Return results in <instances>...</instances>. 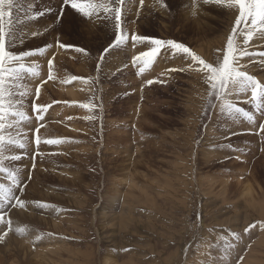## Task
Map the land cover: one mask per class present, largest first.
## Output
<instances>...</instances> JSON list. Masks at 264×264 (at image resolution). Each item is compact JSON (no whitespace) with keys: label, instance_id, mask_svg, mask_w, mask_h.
I'll list each match as a JSON object with an SVG mask.
<instances>
[{"label":"rangeland","instance_id":"374dc122","mask_svg":"<svg viewBox=\"0 0 264 264\" xmlns=\"http://www.w3.org/2000/svg\"><path fill=\"white\" fill-rule=\"evenodd\" d=\"M61 8L62 0H16L11 23L5 19L15 50L32 55L17 78L3 74L0 189L8 200L0 201V264H264V99L233 90L228 100L242 111L232 113L216 106L183 54L162 51L143 73L132 62L150 47L134 45L133 34L183 43L212 62L238 9L204 0H124L128 39L106 54L115 28L102 17L114 14L84 17ZM234 39L244 47L243 33ZM246 48L242 70L264 83V39L254 35ZM37 77L46 82L45 98L36 96ZM57 80L78 82L84 95L54 94ZM33 102L45 107L41 118ZM16 119L24 122L19 128ZM49 139L60 143L49 147ZM114 177L121 193L109 206L104 198ZM240 178H250L252 201L235 192ZM17 197L23 208L13 206ZM44 239L63 249L42 254Z\"/></svg>","mask_w":264,"mask_h":264},{"label":"snow or ice","instance_id":"6c2138e0","mask_svg":"<svg viewBox=\"0 0 264 264\" xmlns=\"http://www.w3.org/2000/svg\"><path fill=\"white\" fill-rule=\"evenodd\" d=\"M16 0H0V121H2L5 115L8 114L4 104V73H9V79H15L19 76L20 71L25 69V64L22 61L30 57L32 53L27 50L16 51L14 47L15 36L10 31H5V19L8 18L9 24L11 23V17L13 15V9L15 7ZM142 2V0H141ZM124 0H114V6L109 7L108 4H96L92 2L78 3L77 0H62L61 13L67 8L75 10L77 14H82L84 17H91L93 13H98L102 10L104 13H113L114 15H105L102 18L111 22L114 19L115 39L113 43L104 49V53H109L110 49L123 44L128 37L122 34V13L121 6ZM204 3L226 4L228 9H238V15H235L234 26L230 29V35L226 38V46L217 50V57L212 62H206L200 58L194 52H192L183 43L174 42L173 40H162L144 35L133 34L131 41L134 45H141L148 42L150 45L147 51L140 52L139 55L132 58L133 65L140 64L139 71L144 72L162 51H171L174 54H183L186 58H190L194 65L195 70L203 74V82L208 86V96L214 98L218 103L217 107H222L232 113H240L242 109L228 100L230 93L233 90L241 92H251V101L256 102L264 99V83L258 81L253 75L248 74L246 70H242L240 66V59L248 55L246 46L253 36H257L260 39H264V0H204ZM164 5H162L163 7ZM50 11V10H49ZM44 15V13H40ZM62 16H58L57 19H61ZM97 19H101L98 15ZM241 25L246 27L241 28ZM243 33L244 47H242L234 37ZM36 33L33 32V36ZM7 36V42H6ZM12 46V47H9ZM61 48L68 47L67 45L60 44ZM40 49H37L39 51ZM77 51H83L82 49H76ZM104 57L102 56L101 59ZM51 66L52 61H48ZM18 65V67H13ZM184 71V69H180ZM28 72H32L33 69H27ZM147 83L151 85L152 80H148ZM40 89L36 88L37 96ZM11 96V93H9ZM19 102V101H18ZM210 106H212L210 104ZM259 106V105H257ZM9 107H11V101H9ZM32 111L37 117L41 116V113L45 111V107L36 104L31 105ZM83 108L89 107L87 104L81 105ZM13 116L24 117L23 112H13ZM247 119L251 120L247 112L244 113ZM4 128V124L0 123V129ZM264 129V125H261ZM3 137L0 136V141ZM36 143L39 144L40 140L36 139ZM45 143L58 144L60 141L49 139ZM21 149L24 147L20 145ZM13 159H19L14 157ZM8 200V190L0 189V201ZM14 207L23 208L25 206L24 201L16 198V204ZM4 217L0 216V221H3ZM11 223V221H9ZM264 227V225H261ZM248 229H245L247 231Z\"/></svg>","mask_w":264,"mask_h":264},{"label":"bare ground","instance_id":"6f19581e","mask_svg":"<svg viewBox=\"0 0 264 264\" xmlns=\"http://www.w3.org/2000/svg\"><path fill=\"white\" fill-rule=\"evenodd\" d=\"M220 42V41H219ZM206 50V49H205ZM208 51V50H207ZM43 64V63H42ZM54 66V65H53ZM52 69V66L49 68V71H50V73H51V70ZM47 71V70H46ZM36 72V71H35ZM48 72V71H47ZM49 73V74H50ZM35 75H36V73H35ZM52 75V74H51ZM44 77V76H43ZM43 77H37V78H35L32 82V84L34 85V87L36 88V86L38 85V87L40 88V87H42V84H46V82L44 81V79H43ZM49 78V76H47V78L46 79H48ZM48 81V80H47ZM57 82H59L58 83V85H57V87H55V86H53L54 87V94H57L58 96L60 95V96H64V97H68V99H72V100H77V99H80V98H82V96L84 95V92H85V90H84V87L81 85V84H79L78 82H72L71 84H67V85H65V83H63V82H60L59 80H57ZM39 83V84H38ZM44 84V85H45ZM31 85V84H30ZM36 85V86H35ZM51 84L50 83H47V86H50ZM31 87H32V85H31ZM44 87V86H43ZM43 87H42V91L40 90V92H42V93H40L39 95L40 96H42L43 95V93H44V91H43ZM28 88H29V86H28ZM86 88V87H85ZM33 90H35L34 88H32ZM32 89L30 90L31 91V93H28V94H32ZM41 89V88H40ZM50 90V89H49ZM27 94V95H28ZM38 95V96H39ZM34 96H35V94H34ZM37 96V95H36ZM35 96V97H36ZM37 96V97H38ZM44 96V95H43ZM47 97V96H46ZM44 98H45V96H44ZM48 98V97H47ZM60 97H58V99H59ZM50 100V99H49ZM39 101V100H38ZM69 102V101H68ZM83 102V101H82ZM31 104V103H30ZM83 105V104H82ZM198 105V104H197ZM196 105V106H197ZM194 107H195V105H194ZM198 107V106H197ZM83 108V107H82ZM199 110V109H198ZM79 111V110H78ZM28 114V113H27ZM39 118V117H38ZM40 118H41V116H40ZM71 119V118H70ZM39 120V119H38ZM6 121V120H5ZM37 122V121H36ZM0 123H1V121H0ZM5 124V123H4ZM24 124V122L23 121H21V120H19V119H16V122H15V125H14V127H17V128H19L20 126H22ZM64 124V123H63ZM8 125V122L6 123V125L5 126H7ZM66 125V124H65ZM65 125H63V126H65ZM71 125V124H70ZM58 126V125H57ZM42 127H44V125L42 126ZM47 127V126H46ZM68 127H69V125H68ZM41 128V127H40ZM58 128V127H57ZM37 129V128H36ZM42 129V128H41ZM1 130V129H0ZM45 130V129H44ZM2 131V130H1ZM0 131V132H1ZM16 131V130H15ZM22 131V130H21ZM33 131V130H32ZM37 131V130H36ZM39 131V130H38ZM62 131V130H61ZM48 132V131H47ZM51 132V131H50ZM49 132V133H50ZM17 133V132H16ZM23 133V132H22ZM21 133V134H22ZM39 133V132H38ZM45 133V132H44ZM48 133V134H49ZM3 134L5 135L6 133H4L3 132ZM26 133H24V135H25ZM43 134V133H42ZM47 134V135H48ZM60 134V133H59ZM8 135V134H7ZM46 135V134H45ZM1 136V135H0ZM6 136V135H5ZM38 136V135H37ZM50 136V135H49ZM21 137H22V135H21ZM35 137H36V135H35ZM43 137V136H42ZM41 137V138H42ZM28 138V137H27ZM41 138H40V140H41ZM48 138V137H47ZM35 139V138H34ZM5 140V139H4ZM21 140V139H20ZM2 142V141H1ZM25 142V141H24ZM51 145V144H50ZM48 146H49V144H48ZM50 147V146H49ZM85 147V146H84ZM82 149V148H81ZM87 150V149H86ZM137 150H138V148H137ZM137 150H136V152H137ZM82 151V150H81ZM115 152V151H114ZM207 153V152H206ZM0 155H1V153H0ZM4 155V154H3ZM6 155V154H5ZM208 155H209V153H208ZM4 157H6V156H4ZM4 157H2L3 158V160L4 159H6V158H4ZM0 158H1V156H0ZM110 160V159H109ZM3 164V163H2ZM146 164V163H145ZM121 166V165H120ZM124 166V165H123ZM134 166V165H133ZM151 166V165H150ZM0 167H3V166H0ZM5 168V167H4ZM121 168V167H120ZM136 168V167H135ZM147 168V167H146ZM119 169V168H118ZM123 170V169H122ZM115 172H116V170H115ZM138 172V171H137ZM239 172H241V171H239ZM114 173V172H113ZM120 175H122V174H120ZM125 175L126 174H124L123 175V178L125 177ZM74 176V175H73ZM241 176V175H240ZM77 177V176H76ZM79 177H81V176H79ZM237 177V176H236ZM242 177V176H241ZM112 178V177H111ZM116 177H114L112 180L114 181V184H112L111 185V187H110V189L108 190V193L106 194V197L104 198L105 199V201H106V203H108V205L110 206L111 205V203L112 202H114V201H116V200H118L119 199V192L121 193V190L118 192V189H119V187H118V185H116V183H115V179ZM122 178V177H121ZM122 178V179H123ZM244 178V177H243ZM246 178V177H245ZM78 179V178H77ZM122 179H120V178H118V182H119V180H122ZM126 180H124V181H127V178H125ZM241 179V178H240ZM240 179H238V180H236L237 181V183L239 184L238 186H237V189H235V190H237V191H235V192H237L245 201H252V199H253V197H252V185L253 184H251V182H249L248 180H250V178H247L246 180H240ZM132 180V179H131ZM234 180V179H233ZM79 181H81V180H79ZM78 181V182H79ZM117 181V180H116ZM129 181H130V179H129ZM128 182V181H127ZM227 182V181H226ZM113 183V182H112ZM126 183V182H125ZM229 183V182H228ZM228 183H227V185H228ZM122 184H123V180H122ZM222 184V186H223V182L221 183ZM230 184H232V183H230ZM11 185V184H10ZM13 185V184H12ZM124 185V184H123ZM232 185H234V184H232ZM231 185V186H232ZM120 186V185H119ZM236 186V185H235ZM28 188V187H27ZM29 189V188H28ZM27 189V190H28ZM121 189V188H120ZM223 189H226V185H225V187L223 188ZM233 189H234V187H233ZM258 189V188H257ZM228 190V189H227ZM230 190V189H229ZM136 191V190H135ZM234 191V190H233ZM19 192V191H18ZM35 192V191H34ZM137 192V191H136ZM258 193V192H257ZM237 194V195H238ZM59 197V196H58ZM73 199V198H72ZM112 207V206H111ZM102 211V210H101ZM264 212V211H263ZM33 215H35L34 213H32ZM4 215H5V213H4ZM13 217V216H12ZM31 217H33L32 215H31ZM39 217V216H38ZM35 218V217H34ZM15 219V218H14ZM22 220H24L23 218H22ZM31 220V219H30ZM17 221V220H16ZM19 221V220H18ZM37 221V220H36ZM41 223V222H40ZM57 223V222H56ZM49 224V223H48ZM54 228H56V227H54ZM12 234V233H11ZM11 234H9V235H11ZM14 235V234H13ZM28 235V234H27ZM264 235V234H263ZM31 236V235H30ZM13 236H10V239L12 238ZM27 237V236H26ZM31 238V237H30ZM53 238V237H52ZM13 239V238H12ZM27 239V238H26ZM54 240L56 239V238H53ZM14 240V239H13ZM12 240V241H13ZM28 240V239H27ZM45 240V239H44ZM56 241H58V240H56ZM63 241V240H62ZM25 242H26V240H25ZM5 243H6V241H5ZM4 243V244H5ZM56 243V242H55ZM55 243L53 242L52 243V241L50 240L49 242L48 241H46L45 240V242H43L42 244V250H40L41 252H42V254H44V253H46V252H59V251H61V249H63V248H60V247H58V246H56V247H54V245H55ZM21 244V243H20ZM29 244V243H28ZM58 244V243H57ZM25 245V244H24ZM9 246V245H8ZM50 246V247H49ZM6 247V246H5ZM255 247H258V246H255ZM25 249V248H24ZM54 249V250H53ZM9 250V249H8ZM34 250V249H33ZM252 250V249H251ZM14 251V250H13ZM12 253H14V252H12ZM20 253V252H19ZM27 253V252H26ZM42 254H40L39 253V256H40V260L42 261V259L44 260V255H42ZM54 254V253H53ZM249 255V254H248ZM33 256V255H32ZM39 256H38V258H39ZM48 256V255H47ZM34 258V257H33ZM49 258V257H48ZM14 259V258H13ZM4 260V259H3ZM46 261V260H45ZM11 262V261H10ZM105 262H106V264H108L109 262H110V260H109V258H106L105 259ZM40 264V263H39Z\"/></svg>","mask_w":264,"mask_h":264}]
</instances>
